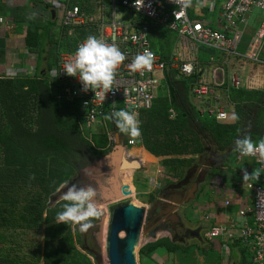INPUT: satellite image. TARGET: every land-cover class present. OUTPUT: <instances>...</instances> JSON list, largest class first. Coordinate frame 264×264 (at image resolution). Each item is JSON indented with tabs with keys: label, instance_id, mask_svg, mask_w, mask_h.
Wrapping results in <instances>:
<instances>
[{
	"label": "trees",
	"instance_id": "trees-1",
	"mask_svg": "<svg viewBox=\"0 0 264 264\" xmlns=\"http://www.w3.org/2000/svg\"><path fill=\"white\" fill-rule=\"evenodd\" d=\"M73 1L69 0L71 8L79 5L84 11L95 4L91 0ZM30 9L34 10L26 3L9 12L17 27L15 33L23 37L25 49L37 57L36 75L11 78L0 70V264H94L75 242L72 224L55 222L64 202L46 207L62 184L74 180L91 153L97 156L108 149L109 133L95 132L89 138L91 134L83 126L82 102L67 99L68 86L60 89L46 75L59 66L62 53L75 50L78 39L68 35L67 26L55 32L57 23L53 20L29 19ZM190 13L194 18V11ZM88 35L85 29L78 31L80 39ZM150 35L153 50L168 61L170 69L153 107L139 112L142 134L136 142L163 157V164L174 176L182 177L187 164L195 161L218 162L214 172L226 165L232 171V162L237 164L240 154L233 150L236 139L251 135L258 142L264 138V89L229 91L239 119L220 121L209 113L203 116L193 101V89L202 72L185 77L180 69L172 68L179 33L154 25ZM208 56L212 60L213 56ZM166 85L168 94L162 91ZM172 109L177 112L175 117ZM115 126L112 120L111 127L119 131ZM132 153H137V148ZM155 198L156 193L151 194V200ZM188 248L170 236L162 237L142 247L141 262L162 251L174 256Z\"/></svg>",
	"mask_w": 264,
	"mask_h": 264
},
{
	"label": "built area",
	"instance_id": "built-area-1",
	"mask_svg": "<svg viewBox=\"0 0 264 264\" xmlns=\"http://www.w3.org/2000/svg\"><path fill=\"white\" fill-rule=\"evenodd\" d=\"M39 4L46 5L57 11V19L59 11L56 6L63 0H29ZM90 1V0H87ZM100 7L102 17L100 21L90 17L79 5L74 8L62 10L64 22L60 24L62 27H70L68 35L78 39L73 52H64L61 55V61L57 68L46 73L48 78L54 80L60 89L68 86L67 99L75 101L80 100L83 104L84 118L83 126L87 132L91 134L89 138H93L96 132L109 133L110 144H116L117 133L111 127L110 114L113 110L130 108L136 114L143 109H151L161 88L164 85L167 71L170 69L167 60L156 54L153 50V42L151 39V28L154 25L169 27L180 35V41L185 45V49L194 47L197 52L200 47L205 46L210 49L223 52L230 57H246L253 62H260V53L264 46V21L257 29L251 44V52L243 54L239 52L244 37V27L248 25L249 16L254 11H264V0H192L191 6L182 7L175 4L174 0H91ZM120 5H119V4ZM122 6L125 9L134 12V16L129 22L119 20V9ZM194 7L198 11L209 10L215 11L219 8L220 20L224 25V31L215 29L209 24L202 21H194L190 11H194ZM109 10V11H108ZM143 17V20L139 17ZM6 23L8 29H14L15 26L10 25L4 18L0 17V24ZM87 30L88 33L96 35L97 38L103 39L109 43L115 41L119 48L125 53L127 59L118 67L113 83V88L108 93L102 89L95 91L82 90V83L78 77L69 76L63 70L66 62L74 57V53L78 46L86 39H80L78 31ZM190 45H188V44ZM178 46V45H177ZM27 51L28 58L33 62L37 61L36 55ZM148 50L153 53L154 60L151 70H142L137 72L130 71L132 59L137 53ZM176 55V53H175ZM182 55V54H181ZM33 57V58H32ZM214 57V56H213ZM183 58V57H182ZM184 59V58H183ZM35 60V61H34ZM185 60V59H184ZM173 69H180L181 74L185 77H192L198 72H202V78L197 82L193 89L195 95L200 98L209 96L216 97V87L224 89L226 81L229 82L227 90L240 89L246 86L247 78L238 72H232L229 78H226L225 71L221 76L220 72L224 68L216 67L212 69L210 76H207V65L199 61L185 60L180 62L178 58H173ZM25 76L33 78L36 75V64L31 66L30 72H24ZM17 74L10 70L7 77L14 78ZM226 84V85H224ZM61 91V90H60ZM62 98V94H59ZM210 109L201 107L200 113L217 116L219 119L226 120L232 117V112L228 113L226 109ZM176 115L174 111L173 116ZM100 128L102 130L97 131ZM111 128V130H110ZM115 128V127H114ZM130 145L136 144V139L128 140ZM252 160L258 166V172L261 176L259 184L254 185L256 191L254 206L251 208L255 214V229L245 227L241 229L240 236L245 238H253V255L252 264H264V164L257 163V156L238 155V160ZM248 208L242 210V214H246ZM227 229L223 225L214 226L209 235L210 237H218L226 234Z\"/></svg>",
	"mask_w": 264,
	"mask_h": 264
},
{
	"label": "crops",
	"instance_id": "crops-1",
	"mask_svg": "<svg viewBox=\"0 0 264 264\" xmlns=\"http://www.w3.org/2000/svg\"><path fill=\"white\" fill-rule=\"evenodd\" d=\"M15 1L16 0H6L5 5L2 6L1 8L2 9H9L11 7L18 8L19 6H22L27 3V0H17L18 2L15 3L16 6H14L13 4ZM23 1L25 3H23ZM80 1H83V0H80ZM119 12H120V9H119ZM202 13H206V14L204 16H201ZM220 13L221 11L219 10V8H216V10L213 12L212 11L210 12L209 10H206L204 12V10L197 11V9L194 7L195 17L193 18V20L202 21L205 24H209L211 27L215 29L224 31V25L222 24L220 17H219ZM0 17H4L9 22L10 25L15 26L14 29H8V25H6V23L0 24V70L8 71V72L12 70V72L16 73L17 75L24 74V72H30L31 66L35 65L36 62H33L32 60H30V62H27L30 58H25L24 55H21L22 53L18 54L16 57L11 56V53L14 50L21 49L23 48V46H25L23 43V37L22 36L18 37L17 34L15 33L17 27L15 23L13 22L12 18L5 17V15H0ZM53 20H57V15H56V18ZM263 21H264V15L256 14L255 11L252 12V14L249 16L248 25L244 27V35L245 36L247 35L248 37H250L251 42L249 45L248 44L243 45L242 48H243V51H245V53L243 54H247L248 52H251V44L254 39V35L257 29H259ZM20 40L22 42H20ZM229 58H231L230 55L224 54L223 58L218 57V59H216L215 57H213L211 61L214 62L215 60H217V61H221V63L225 62L227 66ZM235 59L245 62L247 65V71L251 72L250 74L246 76L247 83H246L245 88L264 89V46H263L262 52L260 53V62H256L258 64H253V62L252 63L247 62L246 60H244L245 58L243 57H237ZM166 79H167V75H166ZM166 79L164 80V83ZM226 84L229 85V82L226 81ZM227 85L224 89L216 87L215 104L213 102H209L211 105V108H214V109L224 108L226 109L228 113L232 112L233 116L226 120H222V119H219L217 116H214L220 121H229L233 119V117L235 116V106L229 97V91L231 89L227 90ZM193 95H194L193 97L194 104H197L200 107H203L200 105L201 103L198 104L196 102L197 100L194 99L195 97H198V96L195 95L194 92H193ZM198 110L200 112V108ZM174 111L175 109H172V116L174 114ZM203 116H206V115H203ZM135 148H137V153H135V156H136L135 158L140 159L143 162V168H142V171L137 170V171H133V174L132 172L129 173V175L131 176V180H132L131 183L126 182V181L124 182L129 183L131 186L133 185L135 187V191L137 194L142 193L144 194V196L146 195L147 197L149 196L150 199H151V194L156 193V191L159 189V186H161L162 184H169L171 182H176L180 180L181 178L185 177V175L190 176L192 170H194V168L198 164H200L199 161H195L193 164H187V166L185 167V174L182 177H179L177 175L174 176L170 168L163 164V157H158L157 155L151 153L144 145H140ZM133 150H131V152ZM145 153L147 154V156L144 155ZM179 156L191 157L192 155H183V156L179 155ZM236 163H237V167L236 168L232 167L233 168L232 171H229L228 165H226L222 169V171H224L223 173L219 172L215 175V172L214 174H212L211 173L212 171H210V174L208 176V179L209 178L212 179L211 180L212 183L217 184V191L222 190L226 192V197L223 203L221 201H216V202L208 204L206 208H204L205 203L210 200H204L202 202L199 201V205L202 206V208L206 210L205 218L207 220H211V224L205 225V227L203 226V230H200L199 235L195 236V238H198L197 241H200L204 246H206L204 248L205 252H207L208 247H212V248L215 247V249L218 248L220 249V252H221L219 261L211 258L212 255L202 256L201 260L205 261V264L207 263L209 264H252V255L254 253L253 238L252 237L245 238L243 235L240 236V232L244 225H248L245 227H251L252 229H255V214L251 208L254 206L255 196H256L254 185L259 184L261 176L258 172V166L256 165L254 161L250 159L247 161H241V160L239 161L238 156H237ZM208 165L212 168L211 163H208ZM214 169L215 167H213L212 170ZM242 169H247L249 173L255 172L256 174L259 175V179L257 180L255 178H250L247 182L242 183L241 181V176L243 175ZM140 172L142 174H140ZM150 172L152 174V179H150L149 182L151 181L152 182L149 185H147L144 182L146 179H148V175L150 174ZM167 173L170 174V176L168 177L170 178V180L163 178L166 176ZM182 180H185V179H182ZM182 180H180L179 182H181ZM229 182H231L232 187L229 186L228 184ZM185 184H183L179 188H176L178 190L177 193L184 194V192L181 189L185 186ZM203 186L204 187L199 193V195L197 196V198L193 199L194 201L197 200L198 198H201V196L205 193V189L207 185L205 184ZM169 190L172 192L174 190V187L170 186ZM169 190L168 192H170ZM168 198H169L168 200L171 201L172 198L169 196ZM164 199L167 200L166 197ZM144 204L149 206L148 202ZM246 208H248L247 213L242 214V210H245ZM181 213L185 217L186 219L185 223L188 226L187 220L192 222L191 218L190 217L187 218L188 215L186 216L185 210H183ZM199 224L204 225L200 221L194 226H198ZM217 225L225 226L227 229L226 234L218 236V237H210L209 233L211 229ZM201 227L202 226H199L198 228H201ZM166 236L171 237V235L169 234L163 235V237H166ZM161 238H162V235H161ZM206 243L208 244V246ZM186 246L190 248L193 245L186 244ZM148 262H154V264H192L193 258H191V260L188 261V259L185 257V252H182V251L180 253H176L174 256L170 255L167 252L162 251V252L154 254L153 259L149 260Z\"/></svg>",
	"mask_w": 264,
	"mask_h": 264
},
{
	"label": "clouds",
	"instance_id": "clouds-1",
	"mask_svg": "<svg viewBox=\"0 0 264 264\" xmlns=\"http://www.w3.org/2000/svg\"><path fill=\"white\" fill-rule=\"evenodd\" d=\"M174 2L182 7H187L191 6L192 0H174ZM35 15L32 14L29 19H34ZM126 59L125 53L115 41L109 43L97 38L96 35L90 34L78 46L73 59L64 64L63 70L69 76L78 77L82 83L83 91L87 92L91 89L95 91V95H98L96 92L97 89H102L105 93L112 90L116 71ZM153 60V53L148 50L137 53L131 61L130 71L151 70ZM4 72L7 77L8 71ZM110 118L113 119L116 127L120 131L116 130V133L120 135L123 133L127 136L125 146L130 151L132 148L129 146L133 145L128 143V136L131 138H139L142 134L140 121L135 111L130 110V108L113 110ZM233 119L236 120L239 117L234 116ZM137 144L136 142L134 145ZM112 145H117V141L116 144ZM233 150L239 152L241 155L257 156V163L264 164V138L258 142H254L251 135H244L236 139ZM242 171V183L247 182L250 178L259 179V175L255 172L249 173L247 169H242ZM34 178L35 176L33 174L31 179ZM65 187L67 191L63 192L61 196L64 203L61 206L62 210L56 214L55 222L58 224H72L79 226L81 231H87L90 227L91 219L98 218L102 214L97 206L96 191L91 185L73 184L68 186L66 183L62 184L58 190H62Z\"/></svg>",
	"mask_w": 264,
	"mask_h": 264
},
{
	"label": "water",
	"instance_id": "water-1",
	"mask_svg": "<svg viewBox=\"0 0 264 264\" xmlns=\"http://www.w3.org/2000/svg\"><path fill=\"white\" fill-rule=\"evenodd\" d=\"M51 14L53 19H55L57 11L53 10ZM200 51L208 55H216V50L205 46L200 47ZM125 142L126 136L123 137L118 133L117 145L114 151L98 157L91 165L81 171V173L99 171V174L94 177L100 182V177L103 173L112 170L116 179L119 180L120 189L122 191L121 194L115 196L113 199H123L124 196H130L134 193L132 186L124 182L123 171L139 170L143 168V162L140 159H133L128 155ZM187 177L173 187H181L190 180ZM77 179L78 178H75L67 185L71 186L75 184ZM116 190L119 191L118 186H116ZM66 191V187L62 190H58L56 194L51 196V201L55 202L61 200L63 192ZM181 197H184V201L175 202L171 199L170 203L166 202L167 207L164 208V206H161L159 208V214H157V205L149 208L145 204H136L133 200H123L122 202L114 204L112 206L111 221L107 237V252L110 264H142L140 261V251L144 246L143 244L140 247L142 239L147 238L148 234L152 237L151 239L153 241L161 238V231L158 232L155 226H151V222L161 218L162 220L165 219L164 221H171V216H174L175 222L179 224L185 223L186 219L182 213L178 211L179 207H185V202L188 203L190 200L196 199L197 194L194 193L191 196L184 192V194L181 193ZM164 198L165 197L162 196L158 201H163ZM121 232L122 234L120 235ZM173 239L176 241L175 238ZM139 247L140 249L138 251Z\"/></svg>",
	"mask_w": 264,
	"mask_h": 264
},
{
	"label": "rangeland",
	"instance_id": "rangeland-1",
	"mask_svg": "<svg viewBox=\"0 0 264 264\" xmlns=\"http://www.w3.org/2000/svg\"><path fill=\"white\" fill-rule=\"evenodd\" d=\"M71 1L74 2L73 0H71ZM5 2H6V0H0V15H8V17H10L11 14H10L9 11H14L16 9V7H11L9 9H2L1 7L5 5ZM17 2L18 1L16 0L13 5L16 6L15 3H17ZM23 3H25V2L23 1ZM34 3L35 2H33V4H32L31 1L27 0L28 7L32 6L34 8V10L30 9L31 10V12H30L31 15L32 14H36L35 17L37 18L38 21L50 22L51 20H53L50 8H48L46 5H42L41 4V6H39V5H36ZM69 6H70L69 0H63L61 3H59L56 6V8L59 11V16H58L57 20H53V21H55L57 23V26L55 27V32H57V33L61 32L60 24L63 23L64 20H65V18L62 16V10H67L69 8ZM28 11H29V8H28ZM85 12L90 17L95 18L97 21L101 20L102 13H101L100 7L97 5V3H95L93 6L85 7ZM255 13L264 15V11H255ZM205 14L206 13H202L201 16H204ZM133 16H134V12L133 11L125 9L122 6H120L119 20L127 23V22H129V20ZM5 17H7V16H5ZM242 41H243V44H248L249 45L250 42H251V38L248 37L247 35L246 36L244 35ZM20 42H22V41L20 40ZM181 45H185V43L183 41H181ZM181 45L178 44V46H177V50L175 51L176 55H174L175 58H178L180 60V62H184V63H185V60H190V61L196 60V61H199L201 63V65L202 64H206L207 65V76L208 77L210 76V74L212 72V69H215L216 67L224 68V70H222L220 72V74L222 76L223 72L225 71V75H226L227 79L229 78V76H230V74L232 72H238V73L242 74L245 77L248 74L251 73V72L247 71V65H246L245 62L239 61L238 59H235L234 57H231V58L228 59V65L226 66L225 62L221 63V61H217V60H215L214 62L211 61L210 57L208 55H206L205 53H203L201 51L197 52V50L194 47H192L191 49L187 50V49H185V47H181ZM188 45H190V44H188ZM24 48L25 47L23 46V48H21V49L14 50L11 53V56L16 57L18 54L22 53L21 55H24L25 58H28L27 51ZM239 50H240L241 53H245V51H243L242 46L240 47ZM33 56H35V55H33ZM214 57L216 59H218V57L223 58L224 57V53L221 52V51H218L217 55H215ZM244 58H245L244 60H246L247 62H250V63L253 62V61L249 60L246 57H244ZM30 60H31V58L27 62H30ZM25 61H26V59H25ZM253 64H258V63L253 62ZM166 87L163 88L162 91H163V93L168 94L169 93L168 85H166ZM194 99L197 100L196 102L198 104L201 103L200 105L203 106L204 108L210 109V106L208 104H209V102H213L215 104L216 97L215 96H209L207 98H204V97L200 98L198 96V97H195ZM195 105H196V107L198 109L201 108L199 105H197V104H195ZM136 115H137V118L139 120V114H136ZM100 130H102V129H100V128L97 129V131H100ZM110 130H111V128H110ZM128 137L131 138L130 136H128ZM138 146H140V145L137 144V145L129 146L130 148H132V149H130V155H131V158H133V159H137V158H135L136 156H135V154H133L131 152V150H133V148L138 147ZM232 167L236 168L237 164L232 162ZM139 170L142 171V169H139ZM133 171H135V170L123 171L124 173L122 172L124 181L130 182V183L132 182L131 176L129 175V173L132 172V174H133ZM218 172H215V175ZM220 172L223 173L224 171H220ZM211 173L214 174V170H212ZM140 174H142V173L140 172ZM169 176H170V174L167 173L166 176L163 177V178L167 179V180L168 179L170 180V178H168ZM186 176L187 175H185V177ZM150 179H152L151 172L148 175V179H146L144 183L149 185L152 182V181L149 182ZM211 180L212 179L209 178L208 181L205 183L207 185V187L205 189V193L201 196V198H198L197 200L192 202L189 206L184 208L186 216L188 215L187 218L190 217L192 222L194 223L193 224L191 221L187 220L188 226L194 227V225H196L200 221L204 225H210L211 224V220H207L205 218L206 217V215H205L206 210L204 208H206V206L208 204H210V203H213V202H216V201H221L223 203V201L225 200L226 192H224L222 190H218L217 191V184L212 183ZM228 184H229L230 187H232L231 182H229ZM165 185L166 184H162L161 186H159V189L156 191V195L157 196H158L160 188H163ZM132 188H133V190H135V187L133 185H132ZM124 197H126V196H124ZM129 199H132L136 204H144V203L148 202L149 203L148 207L150 208V206H151V202H150L149 196L148 197H147V195L144 196V194H142V193L137 194V193L134 192L133 196L130 197ZM204 200H210V201L206 202L204 208H202V206L199 205V201L202 202ZM196 217H197V219H196ZM167 234H169V233L166 232V231H162L160 233V236L162 235V237H163V235H167ZM197 240H198V238L192 237V238H189V240L187 242H185L188 245L189 244L193 245L192 247L188 248V250L185 252V257L188 259V261L191 260V258H193L192 264H205V261L201 260V257L202 256H211V255H212L211 258L219 261L220 256H221L220 249L217 248L218 249L217 250V249H215V247L214 248L208 247L207 248V252H205L204 248L206 246H204L200 241H197ZM151 241H153V240L152 239L150 240L148 238H143L140 247L143 244L145 245V244H147V243H149ZM181 243L185 244L184 242H181ZM207 246H208V244H207ZM140 247L138 248V251H139ZM149 260H152V259H149ZM144 264H154V262H149L148 263L146 261V263H144ZM207 264H209V263H207Z\"/></svg>",
	"mask_w": 264,
	"mask_h": 264
},
{
	"label": "flooded vegetation",
	"instance_id": "flooded-vegetation-1",
	"mask_svg": "<svg viewBox=\"0 0 264 264\" xmlns=\"http://www.w3.org/2000/svg\"><path fill=\"white\" fill-rule=\"evenodd\" d=\"M122 136L125 137L126 135L123 134ZM115 146H113L112 144L109 145L108 149L102 150V153H100L97 156L91 153L89 160L85 162V165L83 167L79 168L78 174L75 177L78 178L75 184L84 185V186L91 185L95 189L97 194L96 195L97 206L102 213L100 217L91 219L90 227L87 229V231H81L79 229V226L72 225V229L75 235V242L77 243L79 249L85 254H87L93 260L94 264H110L108 259V252H107V237H108L110 221H111L112 206L118 202H122L123 200H132L129 198L132 197L134 193L130 196L123 197V199L121 198L113 199L115 196L121 194L122 191L120 189L119 180L116 179L112 170L103 173V175L100 177V182H98L96 177H94L95 175L99 174V171L93 173L91 172L81 173V171L82 169L91 165L98 157L113 152ZM126 149L128 148L126 147ZM128 153L130 156L129 150ZM210 162L212 168L208 165V163L202 162V164L201 163L198 164L194 168V170H192L190 177L186 176L190 180L186 182L185 186L181 189L183 192L188 193V195L191 196L194 193L197 194V196L199 195V193L204 187L203 185H205V183L208 180L210 171H212L213 167H216L217 164H219L216 161H210ZM182 179H185V177L181 178L180 180ZM180 180L176 182H171L169 184H166L163 188H160L158 196L156 195L157 197L154 200H151L149 198L151 202L150 207H153L155 205L158 206L157 214H159V208L161 206H164V208H166L167 207L166 202L168 203L171 202L168 200L169 199L168 196L171 197L175 202L184 201V197H181V194L177 193L178 190L175 187L172 192L169 190L170 186H174L175 184L180 183L179 182ZM116 186H118L119 191L116 190ZM168 190L170 192H168ZM133 191L136 193L135 190ZM57 192L58 190L54 192V194H56ZM51 196H50L49 204L46 207V210L50 207H55L57 206V204H62L64 202L62 199L59 201L52 202ZM162 196L166 197L167 200L163 199V201H158ZM193 201L191 200L189 203L185 202L184 204L186 205L185 207L189 206ZM185 207L184 206L179 207L178 211L181 213ZM161 220L162 218L154 220L153 222H151V226H155L158 232L160 231L168 232L171 235L172 239L175 238L176 241L179 242L181 241L184 243L187 242L189 238L199 235L200 230H203V226L205 227V225H200V224L194 227L187 226L185 223L179 224L174 221V216H171V221H164L165 219H163L162 221ZM199 226L202 227L198 228ZM121 234L122 232L120 233V235ZM147 238L151 239L152 237L148 234Z\"/></svg>",
	"mask_w": 264,
	"mask_h": 264
}]
</instances>
